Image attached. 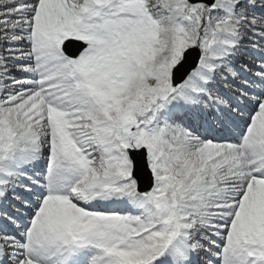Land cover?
I'll return each instance as SVG.
<instances>
[{
  "label": "snow or ice",
  "instance_id": "1",
  "mask_svg": "<svg viewBox=\"0 0 264 264\" xmlns=\"http://www.w3.org/2000/svg\"><path fill=\"white\" fill-rule=\"evenodd\" d=\"M0 264H264V0H0Z\"/></svg>",
  "mask_w": 264,
  "mask_h": 264
}]
</instances>
